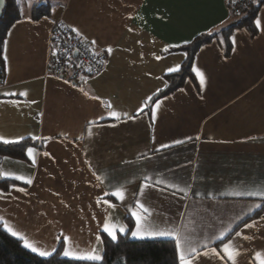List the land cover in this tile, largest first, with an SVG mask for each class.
I'll use <instances>...</instances> for the list:
<instances>
[{"label":"crops","instance_id":"crops-1","mask_svg":"<svg viewBox=\"0 0 264 264\" xmlns=\"http://www.w3.org/2000/svg\"><path fill=\"white\" fill-rule=\"evenodd\" d=\"M15 1L20 20L4 42L0 84V137L9 143H0L32 145L24 161L0 159V177L16 182L0 190L4 232L42 259L60 249L63 259L98 262L78 257L92 249L102 257L105 222L124 234L128 218L133 241L171 240L175 248L179 241L178 264L180 254L189 264H233L223 251L229 241L235 264H260L264 5L254 35L234 29L226 51L220 34L240 18L226 0ZM35 6L50 15L32 21ZM55 23L103 56L100 74L76 84L47 74ZM201 35L213 39L195 54L191 79L150 106L185 61L177 49ZM138 227L169 235L133 237ZM25 239L50 255L31 251Z\"/></svg>","mask_w":264,"mask_h":264},{"label":"trees","instance_id":"trees-1","mask_svg":"<svg viewBox=\"0 0 264 264\" xmlns=\"http://www.w3.org/2000/svg\"><path fill=\"white\" fill-rule=\"evenodd\" d=\"M264 5V0L252 2L240 18L231 27L220 35L223 39L226 51L229 49L228 38L234 29H246L254 35V19L258 10ZM50 15L48 6H35L31 11L32 21H38ZM20 20V10L15 0H5V6L0 17V84L3 79L4 62L3 46L10 28ZM213 36L201 35L189 44L180 47L178 51L185 53V61L181 69L166 78L167 86L159 92L150 102V106L158 99L169 96L180 89L187 79H191V66L195 54L205 44L209 43ZM149 110V108H148ZM32 143L28 140L14 144L0 143V159L11 158L24 161L25 151ZM16 182L3 180L0 177V190L6 191ZM126 231L118 234L116 240L101 234L102 259L98 262L66 260L60 257V249L52 256L42 259L26 251L19 241L9 236L0 226V264H178L175 244L171 240L144 239L133 241L130 239L132 223L126 218Z\"/></svg>","mask_w":264,"mask_h":264},{"label":"built area","instance_id":"built-area-1","mask_svg":"<svg viewBox=\"0 0 264 264\" xmlns=\"http://www.w3.org/2000/svg\"><path fill=\"white\" fill-rule=\"evenodd\" d=\"M252 2L254 0H226V8L230 15L239 17ZM103 60L102 55L94 53L88 43L72 34L63 24L52 25L46 65L49 76L76 84L100 74Z\"/></svg>","mask_w":264,"mask_h":264},{"label":"snow or ice","instance_id":"snow-or-ice-1","mask_svg":"<svg viewBox=\"0 0 264 264\" xmlns=\"http://www.w3.org/2000/svg\"><path fill=\"white\" fill-rule=\"evenodd\" d=\"M74 32H77V34H79V30L78 29H73ZM92 43H95V41H93ZM169 71H174V69H169ZM198 76H200L201 78V85L203 86V74L202 73H197ZM5 95H16L15 93H5ZM20 95H25V93H20ZM151 99V98H149ZM157 107H158V103H157ZM143 110L142 109H138L137 111V114H140V112H142ZM152 114H153V122L155 121V108L152 109ZM113 117H116L117 114L115 112H113L111 114ZM102 118V117H101ZM22 139V138H21ZM0 140H3L4 143H9L8 140H4L2 137H0ZM161 147H168L167 145H162ZM157 151H159V149H157ZM28 152L31 153L32 152V149L29 148L28 149ZM16 179H22L21 177H16ZM31 180H27L26 183H29L31 184ZM159 183V181L157 182ZM145 186H141V191H143V188ZM175 187V186H173ZM182 191V189H181ZM257 193H247V195H256ZM113 195H115V193H113ZM99 203V201H98ZM137 206L140 207L141 209H143V205H141L139 203V201H137ZM144 211H147L146 209H144ZM133 215H135V213H133ZM6 227V230H8L13 236H18V238L20 239H24L22 236H20V234L18 232H16L15 230L11 229L10 227H7V225H5ZM245 227H251L250 225H245ZM109 237H111L112 240H116L117 239V235H116V226L115 225H109L107 223V221L105 222L104 224V229H103ZM120 232H123L125 231V229L123 227H121L119 229ZM131 235L133 237H138V238H144L145 235H148V236H165V235H169L168 233H165V232H152V233H148V232H143L141 231V229L138 227L137 230H134L132 231ZM241 235L240 232H237L236 233V236L239 237ZM97 239H99V237H97ZM63 240H64V243L65 245H67V242H68V238L67 237H63ZM24 243H25V247H29L31 249V251L33 252H38L39 255L41 256H47V255H50V253L46 252V251H40L36 246L32 245L31 243H29L26 239L24 240ZM232 241H229V243L227 244H224L223 246V251L224 253L228 254V259L232 260L233 261V264H235V256L231 253H229V246L231 245ZM176 249L177 251L180 250V243L179 241H177L176 243ZM191 251L193 253H195L197 251L196 248H192ZM213 251H215V249H213ZM238 255V253H236ZM63 255L65 256H69L70 255V252L67 248V246H65L64 248V251H63ZM256 257L257 259L260 260V264H264V259H261V254L260 253H256ZM79 259H85V260H91V261H99L101 260L102 258L95 253V249H92L91 252L89 253H86V254H83V255H80L78 257ZM180 264H189V261L188 259H186L185 255L184 254H180Z\"/></svg>","mask_w":264,"mask_h":264},{"label":"water","instance_id":"water-1","mask_svg":"<svg viewBox=\"0 0 264 264\" xmlns=\"http://www.w3.org/2000/svg\"><path fill=\"white\" fill-rule=\"evenodd\" d=\"M4 6H5V0H0V17Z\"/></svg>","mask_w":264,"mask_h":264}]
</instances>
